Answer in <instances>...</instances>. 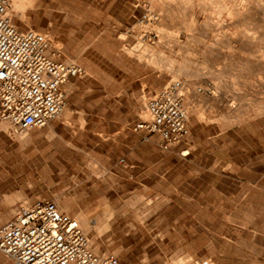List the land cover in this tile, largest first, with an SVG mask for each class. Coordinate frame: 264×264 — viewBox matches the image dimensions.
I'll list each match as a JSON object with an SVG mask.
<instances>
[{"label":"rangeland","instance_id":"obj_1","mask_svg":"<svg viewBox=\"0 0 264 264\" xmlns=\"http://www.w3.org/2000/svg\"><path fill=\"white\" fill-rule=\"evenodd\" d=\"M262 5L34 0L27 22L11 12L19 30L47 36L50 57L84 74L65 84V108L45 128L20 141L0 124V225L18 205L49 200L96 254L121 264H264ZM145 12L152 20L141 23ZM172 82L182 84L188 134L163 150L131 127ZM0 264L13 263L0 254Z\"/></svg>","mask_w":264,"mask_h":264},{"label":"built area","instance_id":"obj_2","mask_svg":"<svg viewBox=\"0 0 264 264\" xmlns=\"http://www.w3.org/2000/svg\"><path fill=\"white\" fill-rule=\"evenodd\" d=\"M10 5L0 0V124L28 135L59 118L65 108L62 87L84 71L74 61L50 57L45 34L19 30ZM151 20L147 12L140 17L141 23ZM184 98L180 82L167 84L149 98L146 118L132 131L156 137L163 150L179 144L188 134ZM0 254L13 264H121L113 254H96L78 221L49 200L16 207L13 218L0 225Z\"/></svg>","mask_w":264,"mask_h":264},{"label":"bare ground","instance_id":"obj_3","mask_svg":"<svg viewBox=\"0 0 264 264\" xmlns=\"http://www.w3.org/2000/svg\"><path fill=\"white\" fill-rule=\"evenodd\" d=\"M169 1V0H168ZM188 1V0H187ZM206 1V0H205ZM219 1V0H218ZM225 1V0H224ZM245 1H247V0H245ZM259 1V0H258ZM33 2H34V0H11V5H10V14H11V12L12 13H14V15L15 16H17L18 18H19V20L21 21V22H27V18H26V15H25V10H26V8L27 7H30L32 4H33ZM174 2H176V1H174ZM179 2V1H178ZM249 2H250V0H249ZM183 3H185V1L183 2ZM191 3V2H190ZM211 3V2H210ZM221 3V2H220ZM219 3V4H220ZM175 4H177V3H175ZM180 5V4H179ZM179 5H177V6H179ZM182 6V5H181ZM220 5H218V7H219ZM259 7L261 6L260 5V3H259V5H258ZM174 7H176V6H174ZM222 7H223V5H222ZM165 8V7H164ZM223 8H225V6L223 7ZM261 8H264V5H262V7ZM175 9V8H174ZM220 10L222 9V8H219ZM171 10V9H170ZM216 10V9H215ZM223 11V10H222ZM231 12H229V14H230ZM262 13H264V12H262ZM232 15H233V13H232ZM193 16V15H192ZM261 17V16H260ZM237 19V18H236ZM262 19H264V18H262ZM194 20V19H193ZM249 20V19H248ZM195 21V20H194ZM192 22V21H191ZM238 22V21H237ZM240 22V21H239ZM239 22H238V24H239ZM253 22V21H252ZM243 23V22H242ZM262 23V22H261ZM261 23H260V25H261ZM241 24V23H240ZM239 24V25H240ZM245 24L246 23H244V26H245ZM262 25H264V24H262ZM162 26V25H161ZM161 26H159V29H160V27ZM239 27V26H238ZM164 28V27H163ZM235 28H236V25H235ZM260 28V27H259ZM257 29H258V27H257ZM191 30V29H190ZM253 30H254V28H253ZM247 31H249V29L247 30ZM261 31H262V28H261ZM235 32V31H234ZM239 32V31H238ZM240 32H241V30H240ZM257 32V31H256ZM258 32H259V29H258ZM247 33V32H246ZM262 33V32H261ZM244 34V33H243ZM243 34L241 33V35L243 36ZM249 34H250V32H249ZM258 34V33H257ZM260 34V33H259ZM247 36V38L248 39H251V41H250V43L249 44H254V41H256V40H254V38H255V35L254 34H252V35H246ZM233 37V36H232ZM262 38L260 39L261 40V42L262 43H264V35H262L261 36ZM224 39V38H223ZM245 39V38H244ZM260 40H258L259 41V43H260ZM223 42V41H222ZM235 42L237 43V41H234L233 39H229V40H227L225 43H227L228 44V49L230 50V44L231 43H234L235 44ZM245 42V41H244ZM225 43H223L224 44V46L226 45ZM241 43V42H240ZM246 43H247V41H246ZM239 44V43H238ZM248 44V43H247ZM246 44V45H247ZM258 44V43H257ZM238 46V45H237ZM251 46V45H250ZM232 47V46H231ZM236 49H237V47H236ZM253 49H255V48H253ZM145 50V49H144ZM256 50H259L260 51V49H256ZM255 50V51H256ZM139 51L141 52V54H142V50L141 49H139ZM231 51V50H230ZM254 51V50H253ZM262 51V50H261ZM232 52V51H231ZM243 52V51H242ZM241 52V53H242ZM262 52H264V51H262ZM247 53H248V51H247ZM254 53V52H253ZM256 53V52H255ZM251 54V53H250ZM152 55V54H151ZM255 55V54H254ZM254 55H250L249 57H254ZM262 55H264V54H262ZM231 56V55H230ZM232 57V56H231ZM248 57V58H249ZM257 57V56H256ZM262 57H264V56H262ZM253 59H256L255 57L253 58ZM261 59V58H260ZM230 60V59H229ZM233 60V59H232ZM232 60H230V61H232ZM203 61V60H202ZM205 61V60H204ZM257 61V60H256ZM169 63V61H167V64ZM256 64H258V63H256ZM261 64H262V61H261ZM204 66V65H203ZM240 66V65H239ZM258 66H260L259 64H258ZM169 67H171V66H169ZM228 67V66H227ZM257 67V66H256ZM172 68V67H171ZM180 68H182V67H180ZM203 68H205V67H203ZM207 68V67H206ZM262 68H264V67H262ZM169 69V71H171V69L170 68H168ZM207 70V69H206ZM231 70V69H230ZM256 70H258L257 68H256ZM262 70H264V69H262ZM261 71V70H260ZM207 72H208V70H207ZM179 73H180V69H179ZM198 76V75H197ZM174 78V77H173ZM246 78V77H245ZM224 83V82H223ZM224 85V84H223ZM227 86V85H226ZM225 88V87H224ZM200 89V88H199ZM193 90V89H192ZM230 95H231V93H230ZM199 97H201V96H199ZM248 99V98H247ZM189 101V100H188ZM190 103V102H189ZM187 105V104H186ZM250 108V107H249ZM258 108V107H257ZM212 109V108H211ZM239 109V108H238ZM260 109V108H259ZM236 110V109H235ZM255 110V109H254ZM217 111V110H216ZM243 111V110H242ZM249 111L250 110H248V113H249ZM252 111V110H251ZM250 111V112H251ZM256 111H257V109H256ZM260 111V110H259ZM259 111H257L258 113H260ZM262 111V110H261ZM262 112H264V111H262ZM197 113H199V112H197ZM247 113V114H248ZM220 114V113H219ZM228 114V113H227ZM262 114V113H261ZM222 115H223V113H222ZM230 115V114H229ZM249 115H250V113H249ZM241 116V115H240ZM259 116V115H258ZM204 117V116H203ZM230 118H231V116H229ZM228 117V118H229ZM250 117H254V113L252 114V115H250ZM255 117H257L256 115H255ZM221 118V117H220ZM237 120H239V118L238 117H235ZM222 121V120H221ZM224 122V121H223ZM227 122V121H226ZM235 122H237V121H235ZM0 129H5V127H1L0 126ZM53 133V132H52ZM27 137V135H18V139L20 140V141H22L23 139H25ZM28 139V138H27ZM86 221L84 220V219H82L81 220V223H85ZM79 223V222H78Z\"/></svg>","mask_w":264,"mask_h":264},{"label":"crops","instance_id":"obj_4","mask_svg":"<svg viewBox=\"0 0 264 264\" xmlns=\"http://www.w3.org/2000/svg\"><path fill=\"white\" fill-rule=\"evenodd\" d=\"M74 78H80V77H74ZM74 78H71V79H74ZM64 86H65V85H64ZM64 86L62 87V89H63V91H64L65 94H66V91L64 90ZM0 131H4V130L0 129ZM49 132H52V129H51V128H49Z\"/></svg>","mask_w":264,"mask_h":264}]
</instances>
